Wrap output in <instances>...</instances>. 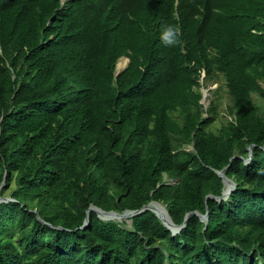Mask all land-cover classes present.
<instances>
[{"label": "trees", "instance_id": "obj_1", "mask_svg": "<svg viewBox=\"0 0 264 264\" xmlns=\"http://www.w3.org/2000/svg\"><path fill=\"white\" fill-rule=\"evenodd\" d=\"M0 45V264H264V0H0ZM151 201L208 223L82 228Z\"/></svg>", "mask_w": 264, "mask_h": 264}, {"label": "water", "instance_id": "obj_2", "mask_svg": "<svg viewBox=\"0 0 264 264\" xmlns=\"http://www.w3.org/2000/svg\"><path fill=\"white\" fill-rule=\"evenodd\" d=\"M0 53H2V50H1V45H0ZM128 65V64H127ZM127 67V66H126ZM125 67V68H126ZM124 68V69H125ZM124 69L122 70V71H124ZM121 71V72H122ZM120 71H118V67H117V70H116V75H118V74H120L121 73ZM194 149V148H193ZM226 168L225 169H223V170H221V171H217L218 172V174H219V176L220 177H222L223 178V181H224V184H225V187H226V184H229L230 185V189L229 190H227V191H225V189H224V192H223V195L219 198V201H223V200H227L229 197H230V195H231V193L236 189V186H237V184H236V182L235 181H233L232 179H229L227 176H226ZM4 183V182H3ZM213 197V196H212ZM10 201H13V199L11 198V197H7V198H3L1 195H0V204L1 203H4V202H10ZM154 204H158V205H160L162 208H165L166 209V207L164 206V205H162L161 203H159V202H157V201H151L149 204H147V205H145L142 209H140V210H126V211H124V212H117V211H114V210H112V211H106V210H103V209H101V208H99V207H97V206H95V205H92L89 209H88V211H87V217H86V220H85V223H84V225H83V227L82 228H84V227H86L87 225H89V223H90V215H89V213L90 212H95L97 215H98V217L100 218V219H102V220H106V221H110V220H115L114 218H117V216H119V215H125V214H127V217H129V218H132L133 216H136L137 214H140V213H142V212H144V211H147V210H149V211H152V212H154L156 215H157V217L161 220V222L168 228V229H170L172 232H173V234L175 235V234H178L184 227H186V225H187V221H188V219H189V217H190V214H196V215H198L200 218H201V220L205 223V224H207L208 223V220H209V214H208V212L204 215V214H201V213H199V212H197V211H194V212H192V213H188L187 215H186V218H185V221H184V224L183 225H176L174 222H173V220H172V218H171V216H170V214H169V212H168V210L166 209V212L168 213V217L170 218V220L172 221V225L171 226H169L167 223H165V221L163 220V218L152 208V206L154 205ZM104 214L105 215H108V214H112L113 215V217H111V218H105V217H103L104 216ZM115 214V215H114ZM115 216V217H114ZM117 221V220H116Z\"/></svg>", "mask_w": 264, "mask_h": 264}, {"label": "rangeland", "instance_id": "obj_3", "mask_svg": "<svg viewBox=\"0 0 264 264\" xmlns=\"http://www.w3.org/2000/svg\"><path fill=\"white\" fill-rule=\"evenodd\" d=\"M218 88H219V94L217 96V95H214L213 90H216ZM202 91H203V95L206 94V96L203 100L205 108H208L210 106V103L213 100H215L219 106V115L217 117V120L210 127L212 130L216 131L219 129V127L223 123H225L231 119L227 115V111H226L227 107L231 104V99L228 95V91L226 89L225 81L223 78H220V80L217 81V84L216 83L215 84L210 83L207 88H202ZM253 99L259 108L260 114L264 117V97L255 94V95H253ZM183 149L192 150L193 148H192V145H190V144L179 143L178 150H183ZM3 187H4V183H2V185L0 187V191L2 190ZM11 190H12V187L10 189H8L6 192H4V195H1V194L0 195L3 198L10 197ZM119 222L122 224H125L126 227H130V225H131V220L129 219V217H127L123 221H119Z\"/></svg>", "mask_w": 264, "mask_h": 264}, {"label": "bare ground", "instance_id": "obj_4", "mask_svg": "<svg viewBox=\"0 0 264 264\" xmlns=\"http://www.w3.org/2000/svg\"><path fill=\"white\" fill-rule=\"evenodd\" d=\"M128 62H129V58H127L125 56H123L122 58H120V60L118 61V64H117L118 71L121 72L127 66ZM229 189H230V185L229 184H226L225 191H227ZM152 208L163 218V220L165 221V223H167L169 226L172 225V221L168 217V213H166V209L165 208H162L158 204H154L152 206ZM103 217H105V218H111V217H113V215L112 214H108V215H105L104 214ZM125 218H127V214H125V215H119V216H117V218H114V219L117 220V221H123Z\"/></svg>", "mask_w": 264, "mask_h": 264}, {"label": "clouds", "instance_id": "obj_5", "mask_svg": "<svg viewBox=\"0 0 264 264\" xmlns=\"http://www.w3.org/2000/svg\"><path fill=\"white\" fill-rule=\"evenodd\" d=\"M165 43L173 45L179 43V27L174 24H168L161 33Z\"/></svg>", "mask_w": 264, "mask_h": 264}, {"label": "built area", "instance_id": "obj_6", "mask_svg": "<svg viewBox=\"0 0 264 264\" xmlns=\"http://www.w3.org/2000/svg\"><path fill=\"white\" fill-rule=\"evenodd\" d=\"M203 76H205V72H204V71H203ZM205 96H206V94H204V97H203V99H202V104H203V105H204L203 100H204ZM204 108H205V105H204ZM205 109H207V108H205ZM249 161H250V158L246 160L247 163H248Z\"/></svg>", "mask_w": 264, "mask_h": 264}]
</instances>
